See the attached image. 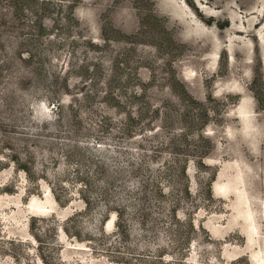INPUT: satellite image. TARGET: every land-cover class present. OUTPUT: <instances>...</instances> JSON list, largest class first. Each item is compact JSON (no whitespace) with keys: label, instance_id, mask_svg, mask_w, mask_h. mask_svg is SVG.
<instances>
[{"label":"rangeland","instance_id":"obj_1","mask_svg":"<svg viewBox=\"0 0 264 264\" xmlns=\"http://www.w3.org/2000/svg\"><path fill=\"white\" fill-rule=\"evenodd\" d=\"M0 264H264V0H0Z\"/></svg>","mask_w":264,"mask_h":264}]
</instances>
